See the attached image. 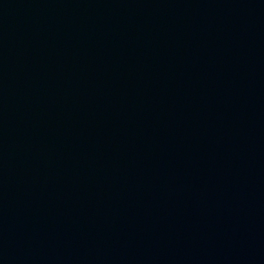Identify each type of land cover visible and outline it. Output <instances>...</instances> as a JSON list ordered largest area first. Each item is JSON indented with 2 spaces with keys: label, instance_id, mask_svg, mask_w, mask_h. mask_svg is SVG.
Wrapping results in <instances>:
<instances>
[{
  "label": "water",
  "instance_id": "obj_1",
  "mask_svg": "<svg viewBox=\"0 0 264 264\" xmlns=\"http://www.w3.org/2000/svg\"><path fill=\"white\" fill-rule=\"evenodd\" d=\"M138 0H0V264H42Z\"/></svg>",
  "mask_w": 264,
  "mask_h": 264
}]
</instances>
